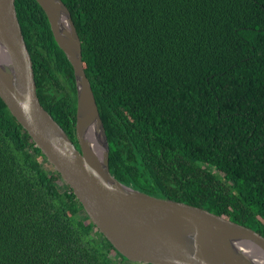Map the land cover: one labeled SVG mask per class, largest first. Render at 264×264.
<instances>
[{"label":"trees","instance_id":"16d2710c","mask_svg":"<svg viewBox=\"0 0 264 264\" xmlns=\"http://www.w3.org/2000/svg\"><path fill=\"white\" fill-rule=\"evenodd\" d=\"M63 1L112 174L264 235V0ZM15 3L40 101L79 145L73 67L46 56L40 4ZM125 262L144 264L117 252L0 97V264Z\"/></svg>","mask_w":264,"mask_h":264},{"label":"water","instance_id":"95a60500","mask_svg":"<svg viewBox=\"0 0 264 264\" xmlns=\"http://www.w3.org/2000/svg\"><path fill=\"white\" fill-rule=\"evenodd\" d=\"M16 0H0V97L118 253L144 264H264V235L207 208L121 182L83 62L82 41L63 0H36L74 69L79 145L41 103Z\"/></svg>","mask_w":264,"mask_h":264},{"label":"flooded vegetation","instance_id":"af4514ba","mask_svg":"<svg viewBox=\"0 0 264 264\" xmlns=\"http://www.w3.org/2000/svg\"><path fill=\"white\" fill-rule=\"evenodd\" d=\"M50 24V23H49ZM50 29H51V26H50ZM52 31V29H51ZM23 34H24V37H25V41H30L31 39V36H30V33L27 32V29L25 28V31L23 29ZM52 35H53V32H52ZM53 40L54 42L51 43V48L50 49H47L45 50V54L46 56H54L56 57V59H59L61 61V63L63 62V57L62 55L60 54V52H63L64 56L68 59L66 53L60 48V46L58 45L57 41L55 40V37L53 35ZM27 44V42H26ZM28 47V46H27ZM31 48V52L32 54L30 53V56H31V59H32V62H33V69H34V65H39L38 63H35L34 61V49L32 48V46L30 47ZM29 50V49H28ZM69 60V59H68ZM70 62V61H69ZM35 63V64H34ZM71 63V62H70ZM58 64V63H57ZM72 65V64H71ZM73 67V66H72ZM53 70L58 74L59 78L62 77V83L64 84H67L66 80L65 79H68V80H71V78L69 76H64V74L61 73V66L60 65H57V66H54L53 67ZM74 70V69H73ZM35 73V72H34ZM115 174V173H114ZM116 176V174H115ZM117 178V177H116ZM121 182L125 183L124 180L122 179H119ZM125 184H128V185H131L130 183H125ZM132 187H134L133 185H131ZM135 188V187H134Z\"/></svg>","mask_w":264,"mask_h":264},{"label":"rangeland","instance_id":"374dc122","mask_svg":"<svg viewBox=\"0 0 264 264\" xmlns=\"http://www.w3.org/2000/svg\"><path fill=\"white\" fill-rule=\"evenodd\" d=\"M113 255V254H112ZM113 257L115 258L116 257V260H120V258H118V256L117 255H113ZM125 264H126V262H125ZM128 264H132V263H128Z\"/></svg>","mask_w":264,"mask_h":264}]
</instances>
